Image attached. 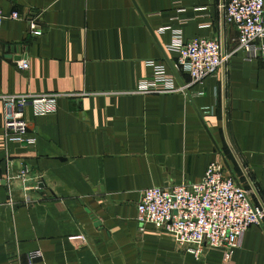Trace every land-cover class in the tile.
Returning a JSON list of instances; mask_svg holds the SVG:
<instances>
[{"label":"crops","instance_id":"1","mask_svg":"<svg viewBox=\"0 0 264 264\" xmlns=\"http://www.w3.org/2000/svg\"><path fill=\"white\" fill-rule=\"evenodd\" d=\"M227 1L0 0V96L59 94L52 113L25 107L32 146L5 140L0 100V264L33 252L30 264H264V223L229 259L220 248L196 259L135 220L141 191L199 182L211 163L264 204L263 60L236 50L185 92L137 90L149 60L173 73L174 29L233 51ZM13 11L37 16L41 33ZM21 55L27 70L13 63Z\"/></svg>","mask_w":264,"mask_h":264},{"label":"built area","instance_id":"2","mask_svg":"<svg viewBox=\"0 0 264 264\" xmlns=\"http://www.w3.org/2000/svg\"><path fill=\"white\" fill-rule=\"evenodd\" d=\"M263 5V0H228L223 4L225 21L237 32L236 47L229 53H222L215 39L196 37L183 41L181 30H172L170 48L178 55L174 69L188 74L189 83L177 84L175 75L164 65L149 60L150 72L139 81L137 90L185 92L190 85L216 73L236 50H240L247 60L264 61ZM10 16L27 20L31 34L41 33L35 26L37 16L30 18L26 12L18 11H13ZM3 18L0 7V30ZM13 63L20 70L29 67L26 55L13 59ZM58 96L57 93L1 95L5 140L32 146L35 137L28 130L25 107L32 106L36 115L49 114L55 110ZM26 175L24 169L17 178L24 181ZM135 220L140 232L145 225H152L169 234L178 249L196 259L201 258L206 248L223 249L225 259H229L250 226H263L264 204L257 206L246 185L226 176L220 164L211 163L199 182L141 191ZM79 239L84 241L81 236ZM40 257L39 252L29 253L28 264Z\"/></svg>","mask_w":264,"mask_h":264},{"label":"water","instance_id":"3","mask_svg":"<svg viewBox=\"0 0 264 264\" xmlns=\"http://www.w3.org/2000/svg\"><path fill=\"white\" fill-rule=\"evenodd\" d=\"M17 57H19V56H17ZM172 71H173V74L176 76V78H178V75H177L175 69H172Z\"/></svg>","mask_w":264,"mask_h":264},{"label":"trees","instance_id":"4","mask_svg":"<svg viewBox=\"0 0 264 264\" xmlns=\"http://www.w3.org/2000/svg\"><path fill=\"white\" fill-rule=\"evenodd\" d=\"M247 187V186H246ZM248 188V187H247Z\"/></svg>","mask_w":264,"mask_h":264}]
</instances>
